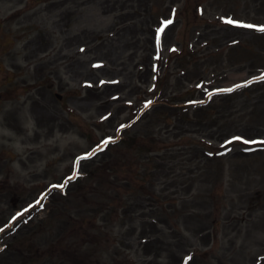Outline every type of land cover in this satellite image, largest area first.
<instances>
[{
    "label": "rangeland",
    "instance_id": "obj_1",
    "mask_svg": "<svg viewBox=\"0 0 264 264\" xmlns=\"http://www.w3.org/2000/svg\"><path fill=\"white\" fill-rule=\"evenodd\" d=\"M0 24V264H264V0H0Z\"/></svg>",
    "mask_w": 264,
    "mask_h": 264
},
{
    "label": "snow or ice",
    "instance_id": "obj_2",
    "mask_svg": "<svg viewBox=\"0 0 264 264\" xmlns=\"http://www.w3.org/2000/svg\"><path fill=\"white\" fill-rule=\"evenodd\" d=\"M226 23H228V24H238V22H236V21H234V20H232V19H228V20L226 21ZM171 24H172V20H166V21L163 22L162 26H161L159 29H157V43H158V44H159V41H160L161 34H163V32L165 31V29H166L169 25H171ZM238 26L245 27V28H255V27H256V25H253V24H239ZM258 30L264 32V26H261ZM262 78H264V77H262ZM102 83H103V82H102ZM237 87H239V85H238ZM221 91H229V92H230V91H232V89H223V90H221ZM211 95H212V94L209 93V96H211ZM150 103H151V102H149V104H150ZM145 107H148V104H145ZM121 127H124V125H121ZM233 139H234V140H241L242 138L239 137V136H236V137H234ZM109 142H110L109 140H105V141L103 142V144L106 146ZM230 142H231V141H229V143H230ZM243 142H244L245 144L257 143V141H252V140H244ZM259 143L264 144V141H259ZM93 154H94V153H88L87 155H88V156H91V155H93ZM85 158H87V157H79V158L77 159V162H76L77 165L79 164V161H80L81 159H85ZM77 174H78V173L74 172V173H73V176H72V177H69L68 180L73 179ZM65 183H67V181H66ZM53 187H60V188H63L64 185H63V184H61V185H53ZM41 199H43V197H42ZM36 203L39 204L40 201L38 200ZM18 215H20V214H18ZM15 219H16V217H13V220H15ZM0 231H3V229L0 228Z\"/></svg>",
    "mask_w": 264,
    "mask_h": 264
},
{
    "label": "flooded vegetation",
    "instance_id": "obj_3",
    "mask_svg": "<svg viewBox=\"0 0 264 264\" xmlns=\"http://www.w3.org/2000/svg\"><path fill=\"white\" fill-rule=\"evenodd\" d=\"M16 112V111H15Z\"/></svg>",
    "mask_w": 264,
    "mask_h": 264
}]
</instances>
